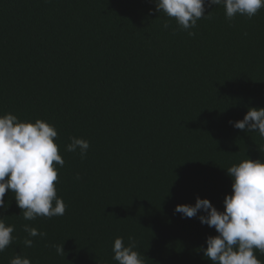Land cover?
<instances>
[{
    "label": "trees",
    "instance_id": "16d2710c",
    "mask_svg": "<svg viewBox=\"0 0 264 264\" xmlns=\"http://www.w3.org/2000/svg\"><path fill=\"white\" fill-rule=\"evenodd\" d=\"M208 13L189 36L174 19L163 27L155 0H0V115L56 126L67 204L26 221L6 192L15 239L0 264H117L118 236L145 264H211L202 248L215 229L174 209L199 196L223 211L226 168L264 159V138L229 123L264 107V9ZM73 136L90 142L86 158L65 150ZM25 224L46 233L30 248ZM62 243L65 256L52 247Z\"/></svg>",
    "mask_w": 264,
    "mask_h": 264
},
{
    "label": "clouds",
    "instance_id": "9594fccd",
    "mask_svg": "<svg viewBox=\"0 0 264 264\" xmlns=\"http://www.w3.org/2000/svg\"><path fill=\"white\" fill-rule=\"evenodd\" d=\"M222 6L225 19L233 21L237 16L251 19L261 9L264 0H155V11L163 13V27L175 20L177 28L194 36L196 28L205 15L206 6ZM152 11V10H150ZM236 129L258 132L264 138V107H250L243 119L229 121ZM58 131L56 126L42 119L21 120L17 115H0V210H6V192L14 193L23 219L34 221L38 217L51 219L63 216L67 204L57 194L58 173L65 161L59 154ZM67 152H79L86 158L90 142L84 138L70 137ZM57 141V142H54ZM232 180V192L225 196L223 211L218 210L207 198L196 197L195 204H178L174 212L182 218H198L201 224L214 228L217 235L206 238L204 256L211 264H264L256 255H264V159H246L226 168ZM79 179V175L76 177ZM203 213L198 216V213ZM0 216V252L14 241L15 226ZM27 233L23 243L30 248L33 238L46 233L25 224ZM129 243L118 236L112 245L113 260L117 264H145L144 255L137 251L133 237ZM56 254L65 256L62 244H53ZM10 264H32L21 254H16Z\"/></svg>",
    "mask_w": 264,
    "mask_h": 264
}]
</instances>
